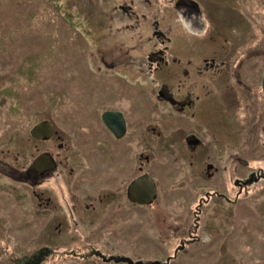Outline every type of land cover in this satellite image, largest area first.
Segmentation results:
<instances>
[{
    "label": "rangeland",
    "instance_id": "rangeland-1",
    "mask_svg": "<svg viewBox=\"0 0 264 264\" xmlns=\"http://www.w3.org/2000/svg\"><path fill=\"white\" fill-rule=\"evenodd\" d=\"M120 1L0 0V264H126L122 260L104 262L93 254L97 248L107 256L163 261L176 249L177 260L172 263L177 264L186 259L184 264H264V186L254 181L264 169V161L249 157L253 160L250 167L235 163L233 177L229 168L205 175L206 162L217 161L227 167L230 156L244 152L250 145L244 146L249 128L236 91L242 74L237 80L234 70L227 71L234 62L243 60V75L253 76L251 82L256 80L255 85L259 84L258 89L262 90L264 0H196L202 13L186 11L184 21L183 7L176 6L174 12L176 0H152L161 9L159 28L170 32L174 47L177 44L176 49L184 54L180 55L183 59L198 63L217 50L220 62L226 51H233L224 58L229 70L223 69L218 76L207 75L205 79L206 120L201 125L209 127L198 125L201 135L187 126L202 119L186 123L172 114L157 117L164 104L157 102L149 91L157 89L156 81L163 80V74L150 80L130 64L114 70L103 66L96 69L100 65V51L128 57L130 63L152 48V42L146 39L153 27L147 23L127 24L129 21L122 13L112 7ZM192 45H197L198 52L192 50ZM113 79L114 85L119 80L133 82L139 99L153 102L145 103L148 109H135L137 118L133 121L137 123V146L150 154L151 163L144 169L152 171L158 195L152 204L131 207L122 216L121 224L118 220L99 230L93 228L100 225V215L96 218L85 214L81 194L89 184L84 177L100 179L93 173L103 171L106 162L89 155L78 142L86 138L85 130L87 126L90 129L89 121L93 119H73L72 115H88L95 105L90 108L85 99L98 96L96 87H113ZM106 102L102 101L104 105ZM263 102L264 93L259 104ZM144 114L148 120L143 123ZM43 119L52 121L60 139L54 136L38 141L32 137V126ZM150 124L156 125L160 135L149 130ZM99 126L102 128L99 122L94 123L96 129ZM190 133L197 134L203 140L201 144L189 147L185 137ZM85 140L92 144L91 139ZM60 142L63 145L58 147ZM43 149L58 153L61 159L66 158L65 163L79 168H74L70 175L58 166L56 171L60 173L53 174L44 186L45 195L54 199L52 206L42 211L30 178V166ZM97 149L92 144V153ZM126 157L129 164L122 170L123 181L135 174L129 170L132 160ZM250 177L252 180L243 187L242 191L246 190L239 195V202L229 212L223 203L213 206L207 197L214 189L224 187L228 189L227 195L234 197L240 187L232 184V178ZM221 178L226 180L225 185ZM94 185L99 188L102 184L97 180ZM125 187L122 182L123 195ZM70 194L81 197L76 212L64 204ZM200 200L199 215L195 210ZM58 223L60 229H55ZM185 240L188 244L182 252L177 245ZM44 249L48 253L39 262L33 260ZM184 256L188 258L182 259Z\"/></svg>",
    "mask_w": 264,
    "mask_h": 264
},
{
    "label": "flooded vegetation",
    "instance_id": "flooded-vegetation-1",
    "mask_svg": "<svg viewBox=\"0 0 264 264\" xmlns=\"http://www.w3.org/2000/svg\"><path fill=\"white\" fill-rule=\"evenodd\" d=\"M185 1L187 0H176L174 5L175 13L177 11L176 6L183 7V21L186 17V11H190L191 13H194V15H198L200 14V12L202 13V10L200 9L196 0H191L192 2ZM112 7L114 10L118 11L119 13H122L120 15H123L125 17L124 19H127L129 21L127 24L131 26L147 23L153 27L151 36H148L146 39L147 42H152V48L145 55L132 60L130 63L128 62V57L115 56L112 53H109L107 55L105 51H100V55L98 56L100 65L97 64L96 69L101 70V67L103 66L105 69L114 70L119 67H124L123 65L130 64L134 68L138 69L139 73H143L149 76L150 80H156V78H154L153 76L163 74V80H161L159 83L158 81H156V86H158L157 89H152L151 91H149V95H154L157 102L164 104V108L160 111V113L158 112L157 117H166L172 114L176 115L177 117H180V119L183 122L186 121V123H189L192 119H202L197 121L194 126L191 122L189 126H187L188 128L190 127L194 133H198L199 135H201V133L199 132L198 125L200 126L202 123L201 121L206 120V117L203 116L206 115L205 112L207 105L206 103H203V95L208 90H204L208 86L207 82H205V79L207 75L218 76L221 70H229L227 66L228 62L225 61L224 58L229 56L230 53H233V51H226L224 54L226 56H222L223 60H221L220 62L219 60H217V56H219L217 50L213 51V56L203 57L201 61H198V63H196L190 58L183 59L180 55L183 56L184 54H181V50L176 49L177 44L174 47L173 38L170 32L168 30L165 31L164 29L159 28V15L161 13V9L158 6H155V3L152 0H121L120 2L113 4ZM88 20L94 19L89 18ZM196 46L192 45L191 48L192 50L198 52ZM187 49L191 50L190 48ZM185 51L186 49L182 47V52L185 53ZM118 52L123 53L122 51ZM243 62V60L234 62V64L230 68V72L227 70L226 71L228 73H233V70L234 72L236 70V79L238 76L241 77L240 72L242 69L241 66ZM101 88H95L98 91V96H96L93 100L91 99V97L89 101L86 99L84 101H87L89 103L88 106L90 108L91 106L95 105L94 107H92L88 115H81L77 113L72 115L73 119H77L79 116L85 120H87L88 118L89 120L93 119L89 121L91 122L89 123L90 129H88L87 126V129L85 130V136L86 138L91 139L89 141L92 144L97 145L98 149L94 150L92 153V144L86 142V138H81L78 142L80 143V145H84L87 148L89 155H92L93 157H99L106 162L103 166V171L93 173L95 178L100 179H90L89 177H84L83 180H86L87 182H89V184L83 189V194H81L83 195L81 197L83 199V208L85 214H93L96 218L98 215H100L98 217L101 219L100 225L93 228L99 230L111 226L112 223H116L118 220L119 224H121L122 216H124L125 213H127V211L131 207H139V205L152 204L158 195V186L156 184V180H154L153 178L154 175L152 174V171L148 170L147 172V169H144L146 168L147 164L151 161L150 154L148 152H144L142 149H139V147L137 146V123L133 121V119L137 118V116H134L137 114V111L135 109L139 108L140 106L145 109H148L149 105L147 104H153V102H151L150 100H146L144 102L142 101V99H139V97L136 95L138 94V90L136 86H134V83L127 82L126 80L125 83H123L122 80L115 82V85L113 87H106L104 89L103 87ZM95 89L93 91H96ZM136 98L142 101V103L139 104ZM103 100H105V102L107 101L105 103L106 105L102 103ZM200 110L201 112H198ZM104 112H117L121 115V117L119 118L122 119H118L117 116H111L109 119V123H111V125H115L117 131H121L123 120L124 132L120 136H115L114 132L109 128V126L102 117ZM200 114L202 115L199 116ZM187 117L189 118V121L186 119ZM147 120L148 117L144 114L141 121H143L144 123V121ZM50 122L52 124L53 130L52 135L49 138L39 139L38 141H48L54 136H57L59 139L61 138L60 135L57 134L58 131L54 128L52 121ZM95 122H99L102 128L99 126L100 129H96V127H94ZM185 125L186 124L184 123V127ZM208 127L209 126H207V124L204 125V128ZM148 128L152 132H155L157 135H160V132L158 131L156 125L150 124ZM180 130L182 129L180 128ZM194 133H190L185 137L186 144L189 147H192L193 144H201V142L203 141L197 136V134ZM123 142H125V144ZM62 145L63 142H60L58 144V147H61ZM133 147L134 149H132ZM129 148H131L132 150L130 151ZM44 153L49 154V156L54 161L53 167L51 169L36 171L31 174L30 177L32 178V181L36 186V190L34 192L37 199V204L42 211L44 209H49L52 206L54 199H52V197L49 195H45L44 186L46 182L53 178V174L57 175L60 173L59 171H56L58 166H62L64 169H67L70 175L73 174L74 168H79L78 166H74L71 164L68 165L67 163H65L66 158L61 159L58 153L52 152L50 149L41 150L36 155V157ZM125 157L129 160H132L133 166L130 167L129 170L134 171L135 174L130 176L128 179L126 178L123 181L120 178L122 170L129 164L128 161L124 159ZM233 158L234 156L232 155L230 156V158L227 159V167L225 165L223 166L222 163L220 164L217 161L206 162L205 175H213L215 173H219L220 170L222 171L226 168H229L230 175L233 177V170L235 168ZM123 161H125L124 164ZM231 166L232 171L230 169ZM113 168H117V170H113ZM210 169H212L211 172H209ZM30 170L32 173L31 167ZM142 174H147L153 180L154 185L156 187V196L150 203H139L138 201L131 200L128 195L129 184L132 180ZM97 180H99L100 184H102L99 186V188L94 185L96 184ZM251 180V177L248 180L232 178V184L234 183L235 185L240 187L239 192L234 197H230L229 194L227 195L228 189L225 187L223 189H214L210 192V194L207 195V197L210 198L209 200L211 201V203H213V206L217 204L221 205L223 203L224 206L227 208V211L229 212L231 208H235V205L239 202V195L246 190L245 189L244 191H242L243 187L247 186ZM122 182H124L126 185L124 195L122 194ZM221 182L223 183V185H225L226 180L224 181V179L221 178ZM95 187L96 189L94 190ZM81 197H79V194H70L68 197H66L64 204H68V209L70 208L72 212H76L77 201ZM73 198H75L76 201L73 200ZM205 199L206 198H204V200ZM200 203H202V200H200L199 204L196 205L195 210V213H198L199 215L201 210ZM54 227L55 229H60V223H58V225H55ZM232 231L233 230H230L228 232V238L233 235ZM231 239L232 237L230 238V240ZM186 241L188 240L181 241V243L177 245L178 249L182 252L186 249V246L188 244ZM227 242V244H230L231 246V242ZM44 250L45 252L43 250L38 251V253L34 255L33 260L36 259V261L38 260L39 262L42 256L48 253L47 249ZM93 254L100 257L104 262L113 261L117 263L118 261L122 260L126 264H177L172 262L174 258H176L175 256L178 254V250L175 249V252L171 256H168L165 261L159 258H154L150 260H140L133 259L130 256L124 255L111 254L107 256L106 254L102 253L98 248L94 249ZM184 258L188 257H182V259ZM33 260L31 259L30 263H33ZM185 261H188V259L183 260L182 263L184 264Z\"/></svg>",
    "mask_w": 264,
    "mask_h": 264
},
{
    "label": "trees",
    "instance_id": "trees-1",
    "mask_svg": "<svg viewBox=\"0 0 264 264\" xmlns=\"http://www.w3.org/2000/svg\"><path fill=\"white\" fill-rule=\"evenodd\" d=\"M253 54H256V53H253ZM256 56L260 57L259 54H257ZM240 74H242V81L241 82L237 81L240 84L236 87V91L238 94V98L241 99L242 107L244 108L242 112L243 120H246L245 125H247V127L249 128L248 129L249 132L245 136L246 139L244 140L245 142L244 146L247 144H250L248 148H252L254 151L250 150L248 152V148L245 147L244 152L233 155L234 156L233 162L234 164L238 162L237 164H239V166L241 164H245V166L250 167L248 164L252 162L253 160L264 161V124H263L264 122V102L262 104H259V101H261V97H263V93L260 88L258 89L259 84L255 85L256 80L254 83L251 82L253 76H251L250 74L243 75L242 69H241ZM255 105H256V109L254 108ZM251 109H253V113H252L253 116L250 115ZM255 111L256 112L258 111L257 115ZM256 149H259L260 152L257 151ZM246 154H248V157L246 156ZM240 156L243 157V160L237 161L238 160L237 158ZM249 157H251L253 160L250 159ZM260 171L261 172L258 174V176H256L257 178L254 179V181L261 182L264 186V169Z\"/></svg>",
    "mask_w": 264,
    "mask_h": 264
},
{
    "label": "water",
    "instance_id": "water-1",
    "mask_svg": "<svg viewBox=\"0 0 264 264\" xmlns=\"http://www.w3.org/2000/svg\"><path fill=\"white\" fill-rule=\"evenodd\" d=\"M190 1V0H189ZM183 2V1H181ZM261 88L264 93V70L261 79ZM167 98V96H166ZM111 116H117L118 119L121 117L119 113L115 112H104L102 117L109 126V128L114 132L115 136H120L124 132V122L122 120V128L121 131H117L115 125H111L109 123V119ZM31 135L35 139H44L49 138L52 135V124L50 120L43 119L42 121L34 124L30 130ZM54 161L49 156V154L44 153L40 154L32 160L31 169L32 173L36 171L51 169L53 167ZM31 176V175H30ZM128 195L131 200L138 201L139 203H150L154 197L156 196V187L154 185L153 180L147 175L142 174L136 177L128 186Z\"/></svg>",
    "mask_w": 264,
    "mask_h": 264
},
{
    "label": "bare ground",
    "instance_id": "bare-ground-1",
    "mask_svg": "<svg viewBox=\"0 0 264 264\" xmlns=\"http://www.w3.org/2000/svg\"><path fill=\"white\" fill-rule=\"evenodd\" d=\"M189 0H187V1H185V2H188ZM191 1V0H190ZM192 2V1H191ZM179 3H181V2H179ZM194 3V2H193ZM195 4V3H194Z\"/></svg>",
    "mask_w": 264,
    "mask_h": 264
}]
</instances>
